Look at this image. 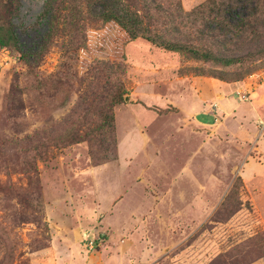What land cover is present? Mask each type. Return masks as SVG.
<instances>
[{"label": "rangeland", "instance_id": "374dc122", "mask_svg": "<svg viewBox=\"0 0 264 264\" xmlns=\"http://www.w3.org/2000/svg\"><path fill=\"white\" fill-rule=\"evenodd\" d=\"M47 1L21 0L14 25L24 49L46 30L40 15ZM206 1L137 6L148 8L151 19L139 15L153 35L216 49L199 41L202 20L176 14L177 2L189 13ZM99 24L84 18L79 29L60 21L35 75L16 53L0 49V262L210 264L228 254L240 264H264V180L242 178L245 163L264 166L255 143L222 132L224 124L177 120L195 93L237 83L231 79L246 66L195 61L128 40L112 23L92 28ZM85 29L86 47L76 52ZM218 51L238 53L229 45ZM249 67L238 81H247L245 90L229 96L241 103L237 111L257 114L259 136L264 60ZM113 93L123 97L113 108L116 152L87 140L63 145L66 133L96 129L97 108ZM25 158L37 172L23 167Z\"/></svg>", "mask_w": 264, "mask_h": 264}, {"label": "trees", "instance_id": "16d2710c", "mask_svg": "<svg viewBox=\"0 0 264 264\" xmlns=\"http://www.w3.org/2000/svg\"><path fill=\"white\" fill-rule=\"evenodd\" d=\"M137 2L138 0H48L40 15V21L46 23V30L33 47L24 49L14 25V21L21 12V0H0V49L16 53L17 60L21 61L28 71L35 75V70L38 68L43 54L51 44L53 35L58 31L60 21L63 25L75 24L79 26V29H82L80 23L86 18L100 23L92 28H101L105 24L112 23L124 32L128 40L142 38L157 47L179 53L195 61L226 68L234 66L244 68L243 66H246L245 71L238 73L231 79V82H238L250 75L254 67H249V64L264 60V0H207L189 13L180 12V3H176L178 17L194 16L204 22L205 29L198 32L199 41L211 40L216 49L205 47V45L187 44L182 41H169L159 35H153L148 27L143 26L139 13L140 11L146 12L145 17L148 19H151L152 16L146 11L147 7L143 5L140 9ZM154 9L159 12L163 11L160 5H156ZM165 13L167 14V12ZM170 16L169 14V19ZM88 29H85L76 52L86 47ZM228 45L235 47L238 53L226 54L218 51V48H225ZM96 63L109 62L97 61ZM214 78L221 81L227 80L226 74L223 73H217ZM122 101L123 97L120 93H113L104 99L97 108L98 124L96 129L89 130L83 135L76 132L66 133L62 140L63 145L87 140L106 145L108 152H116L113 108ZM110 144L111 150L108 149ZM108 158L106 157L105 160ZM23 167L31 172H37L32 158H25ZM237 211L227 214L225 219H229ZM0 264H10V261H2ZM210 264L240 263L237 259H230L228 254H221Z\"/></svg>", "mask_w": 264, "mask_h": 264}, {"label": "crops", "instance_id": "0c3cea01", "mask_svg": "<svg viewBox=\"0 0 264 264\" xmlns=\"http://www.w3.org/2000/svg\"><path fill=\"white\" fill-rule=\"evenodd\" d=\"M246 83L247 81L233 84L221 82L218 84L216 91H214L215 89L209 91L210 89L204 88L202 94L195 93V95L190 97L189 102L185 103L183 110H179L178 115L180 117L177 120L180 121V126H183L184 122L193 123L197 126L224 124L226 127L223 126L221 128L222 132L226 128L232 136L255 143L254 149L256 153L254 152V154L264 158V129H262V134L260 133L257 136L254 125V121L259 117L254 112L245 114V111H237L241 103L232 98L234 92L245 90ZM231 93L232 96H229ZM240 133L245 135L241 136ZM247 136L251 138L247 139ZM245 166L242 172V178L245 183L249 182L251 178L253 181L264 180V166L261 163L256 161L248 162L245 163Z\"/></svg>", "mask_w": 264, "mask_h": 264}]
</instances>
